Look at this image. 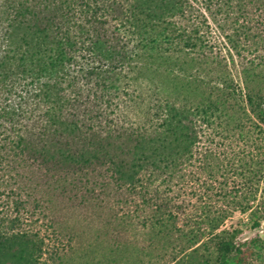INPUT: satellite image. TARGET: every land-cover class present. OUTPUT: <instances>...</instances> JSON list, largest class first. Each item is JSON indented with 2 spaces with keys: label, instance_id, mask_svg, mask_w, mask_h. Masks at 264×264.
Instances as JSON below:
<instances>
[{
  "label": "trees",
  "instance_id": "obj_1",
  "mask_svg": "<svg viewBox=\"0 0 264 264\" xmlns=\"http://www.w3.org/2000/svg\"><path fill=\"white\" fill-rule=\"evenodd\" d=\"M200 1L189 28L178 20L190 0H0V264H72L81 250L107 264H264V237L238 242L230 210L197 215L169 180L237 166L246 182L232 204L249 230L264 221V54L247 42L264 30V0H251L260 27L249 19L239 35L213 16L233 0ZM182 42L208 74L186 75ZM31 162L62 178L101 172L113 194L83 198L109 214L114 243L93 251L64 234L20 179Z\"/></svg>",
  "mask_w": 264,
  "mask_h": 264
},
{
  "label": "rangeland",
  "instance_id": "obj_2",
  "mask_svg": "<svg viewBox=\"0 0 264 264\" xmlns=\"http://www.w3.org/2000/svg\"><path fill=\"white\" fill-rule=\"evenodd\" d=\"M254 1L257 2V0ZM254 1H230L229 4L224 6L221 13L218 11L216 12V8H213V16L218 14L217 20H224L223 27H226L228 32L236 31L239 35L250 27V25H246L249 19L255 20L253 24H256V27H260V23L257 24V20L258 16L263 12H261L262 9H259V3H255ZM190 3L193 5V8L190 9V13H188V19L180 18L178 21L187 25L189 28H193L192 25L196 22L195 18L199 16L200 8L203 7L201 6L202 2L200 0H190ZM212 18L210 16L209 24L212 28L213 38L217 36V30ZM214 30L216 34H213ZM252 37L253 36H250V38L247 39V42H249L248 44H256L258 42L256 47L258 46L262 51V54H264V30L261 32L260 37ZM242 40L244 41L243 35ZM212 43H214V41H212ZM182 47H184L183 42L179 45L175 55L178 57H184L186 51V53H190L185 57L186 60H189L191 63V67L186 75L189 74L197 77L200 73H202V75L208 74L206 71L203 72L197 64L196 57L198 58L200 48L197 47L195 50H191L183 49ZM254 49L255 45L251 49L252 52H254ZM207 53L211 54L210 51H207ZM180 65L182 64L180 63ZM183 67L184 69L188 68L187 66H182V70ZM179 68L178 65L173 69L176 71ZM151 86L153 87V84ZM45 168V166L41 167L36 164V162H31L30 165L23 166V168L21 167L23 170L20 172V179H23L27 186L26 188L30 192H28V195H32L36 200L38 199L39 201L37 200V203H39L40 206H43L44 204V206L47 207L45 214L49 215V217H55L58 219V222L61 225L59 229H61L64 234L76 232L83 235L86 240L83 248H87L90 244L89 246L94 245L92 250L95 248L101 249L102 247L107 248V246H109L108 242L114 243V232L116 228L111 226V222H107L110 220V218L107 217L109 214H104L105 221L99 219L96 215L97 211H92L93 209L87 205V199L83 198V193L86 191V188L89 192L92 191L93 188L94 191L96 190L95 193H91L89 197H93L101 192H104V194L106 193V191H104V185L100 186L95 181L96 179L103 180V176L100 174L101 172L88 173L87 171H79L75 176V171L71 169L68 172V178H62V174L67 173V171L65 172L52 168L51 172H49ZM240 171L241 169L237 166H220V168L214 166V168L208 169H203V166H183V170L178 172L175 177L169 178V180L173 181V184L176 185L175 189L178 190L177 193H179V197L177 196V193H175L176 198L184 200L186 204L190 203V207L196 205V207L199 208L197 211L193 209L197 215L203 213L207 207H223L230 210V215H232V217L227 220L226 227L231 230L243 229V234L238 237V242H245L247 240L250 241L252 238H256L258 234L264 237V221L258 217L257 222L259 227H256L254 230H249L247 227V222L250 216L249 212L241 214L232 204L233 201H242L244 196L243 193L238 192V190L242 188L244 182H246L244 176L240 175ZM89 174L92 175L89 177ZM65 175L67 176V174ZM73 177H76L75 179H77L75 180V183ZM80 178L86 182L85 185L81 183V181L77 182ZM257 179L258 178H254L253 181H257ZM262 184L264 183L262 182L261 185ZM162 189H165V187L162 186ZM108 192L106 193L107 195L113 194L112 190L111 193ZM262 195L263 194L260 191L257 195L258 200ZM69 196H72L71 201L69 200ZM38 211H40L41 214L44 213L41 207ZM136 232L139 234L138 231H135L133 233L134 236H136ZM79 253L78 256H81L80 259L72 264H96L98 261L107 264L106 260L100 257V254L96 257L95 254H92L91 250H88L87 252L81 250ZM82 255L84 256L82 257Z\"/></svg>",
  "mask_w": 264,
  "mask_h": 264
}]
</instances>
